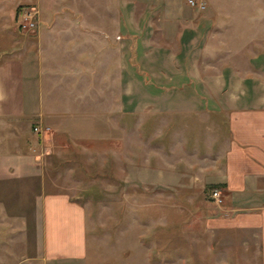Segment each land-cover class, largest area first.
Listing matches in <instances>:
<instances>
[{"label":"crops","instance_id":"crops-1","mask_svg":"<svg viewBox=\"0 0 264 264\" xmlns=\"http://www.w3.org/2000/svg\"><path fill=\"white\" fill-rule=\"evenodd\" d=\"M194 1L204 8L188 0H98L105 10L86 12L87 0H0V127L10 132L0 138V185L31 175L41 181V264H88L87 209L68 192L75 178L64 166L78 164L101 137L116 148L118 117L136 113L214 115L225 134L211 160L196 163L202 178L180 188L202 204L187 220L158 224V254L167 232L192 228V249L180 261L264 264V50L256 39L263 36L235 47L229 9L238 1ZM248 2L261 3L264 21V0ZM31 5L36 28L22 32L17 14ZM225 47L251 54L215 60ZM15 186L2 184L0 195H17ZM211 186L221 189L222 205L202 199Z\"/></svg>","mask_w":264,"mask_h":264},{"label":"rangeland","instance_id":"rangeland-1","mask_svg":"<svg viewBox=\"0 0 264 264\" xmlns=\"http://www.w3.org/2000/svg\"><path fill=\"white\" fill-rule=\"evenodd\" d=\"M87 1L92 4L82 6L86 12L105 10L98 0ZM237 1L230 5L229 11L236 18L233 24L238 36H231L229 41L238 47L247 44L249 36L261 35L262 38L256 39H261V49L264 50V21H260L263 6L261 3L250 4L248 0ZM225 39L217 37L215 42L221 44ZM228 50L225 47L215 60L221 61L227 56L239 59L241 55L251 54ZM218 120L214 115L169 113L119 116L116 148H109L105 137H101L95 140L94 145L87 146L85 153L79 154L76 158L78 164L64 166L73 170L71 175L75 178L68 182V192L74 193V199L87 209L88 227L91 229L88 237L94 240V244L90 241L87 245L88 264H205L206 261L179 260L181 256L187 257L192 249L188 238L194 232L192 228L178 234L179 231L176 237L173 229L167 232L165 237L169 244L163 246L165 254L159 255L158 244L163 237L159 236L157 226L164 220H187L202 204L196 196L182 195L190 190L180 188L195 176L202 178L196 163H208L214 156L217 142L225 136ZM5 135H10L8 127H0V138ZM30 177L17 178V183L1 182L7 190L15 189L17 184V195H14L15 190H9L14 196L0 195L6 209V212H0V225L5 224V228L0 229L5 242L0 244V258L6 259L0 264H41L36 260L41 246L40 214L36 211L35 194L39 193L42 183ZM46 183L48 187L62 185L61 181ZM213 189L219 192V200L211 196ZM203 198L207 205L213 206L222 205L224 196L220 188L211 186ZM142 244L144 249H151L148 261L144 260ZM95 246L98 251L94 250ZM202 249L204 251V245ZM163 255L165 259L158 260Z\"/></svg>","mask_w":264,"mask_h":264},{"label":"built area","instance_id":"built-area-1","mask_svg":"<svg viewBox=\"0 0 264 264\" xmlns=\"http://www.w3.org/2000/svg\"><path fill=\"white\" fill-rule=\"evenodd\" d=\"M188 3L191 6H198L200 9L204 8L202 4H197L194 0H188ZM37 14L38 10L32 5L21 7L17 14L18 29L22 32L33 31L36 26ZM33 130L37 131L38 128L34 127ZM210 194L214 199L219 200V192L217 189H213Z\"/></svg>","mask_w":264,"mask_h":264}]
</instances>
